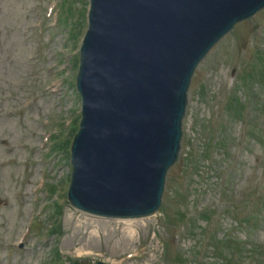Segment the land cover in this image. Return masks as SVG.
<instances>
[{
  "label": "rangeland",
  "instance_id": "obj_1",
  "mask_svg": "<svg viewBox=\"0 0 264 264\" xmlns=\"http://www.w3.org/2000/svg\"><path fill=\"white\" fill-rule=\"evenodd\" d=\"M47 1L0 0V137L8 138L15 146L20 142L23 144L26 142L27 145L24 148L21 146L14 149L12 145H10L11 148H7L0 143V186L3 196L0 197L2 200L0 203V264H48L53 249L59 250L64 258L66 253L63 249L70 247L93 249L94 252L107 258L118 257L141 245L147 247L145 254L128 260L124 264H180L178 254L188 253L191 244H195L200 235L190 237L183 234L180 222L175 221L177 218L174 217L178 208L193 217L206 209L220 212L224 208L225 201L221 197L223 176L219 174L224 170L232 169L228 173L227 187L230 191V199L227 201L238 209L242 208L243 203L253 200L255 193L260 190L259 180L263 182L262 176L257 172L260 170L256 171V169H264V164H259L255 160L259 152H264V111L261 118V114L255 118V124L259 126L258 139L246 136L241 146L242 127L238 120L230 118L226 108V102L230 96L243 97L242 91L235 87L236 80L232 85L233 70L238 72L244 61L249 58L248 51L255 37L260 38L258 31L252 29L251 23L242 25L235 34L236 40L238 39L236 45L234 38L222 42L220 48L208 56L197 69L188 97L180 159L167 176L163 195L167 221L164 220L162 212L157 213L156 217L152 216L141 221L134 239L129 241L126 240L121 225H115L113 222L111 225L105 224L102 222L105 219L98 216L93 218L98 222L90 225L91 217H85L88 215L76 211L65 201L62 209L60 208L61 216L56 221L60 225L58 234L49 235L47 231V228L54 224L55 207L50 206L34 218L38 229L28 234L26 244L21 248L13 247L15 250L6 249L11 239H15L21 233L24 223L29 218L28 213L22 216L24 219L22 228L17 219H14L18 214V203L12 198V189L21 186L28 190V186L31 187L39 178L40 166L32 160L24 162L23 159L35 156L37 145L35 133L41 126V120L49 117L46 115L36 119L37 114L40 115L43 111L42 107L32 106L28 110H21L23 100L30 96H37L33 103H39L38 100L42 98L43 103H47L43 106L50 105L48 108L51 111L50 114L60 112L66 117L72 115L70 105L71 110L73 107L78 108L77 99L68 98L66 102L58 104V94H44L39 84L41 72L47 71L46 64L58 60L53 56L55 52L65 47L66 41V36L59 30L41 33L39 29L34 28L37 19H42ZM66 7L67 1L62 9L65 10ZM73 14V8L69 7L67 17L63 18V21L68 23ZM262 18L264 14L256 20V23ZM52 33L57 34L51 38ZM74 40L75 35H71V41L74 42ZM38 51L43 58L40 61H37ZM29 55L35 57L32 58L31 67H26ZM33 70L36 73L30 77ZM37 82L39 88L34 89ZM10 85L14 87L16 85L17 88H12ZM10 111L13 115L6 117V113ZM220 135L231 138L225 149L210 145L206 148L209 140ZM206 150L211 156L209 159L203 156ZM230 152L231 155L228 156ZM189 154L192 155V163L190 164V159L186 164L184 157ZM10 158L15 160L3 162ZM42 167L48 171L46 181L50 184L59 185L69 175L68 166L57 169L54 165L50 167V163L47 162ZM34 175L33 182H30ZM261 191H264V184ZM39 202L40 200L36 205L33 204L36 211L34 215L38 212ZM215 217L218 218V215L216 214ZM220 220L222 222L220 228L214 222H211L210 226L207 225L206 231L209 235L215 231H218L220 235L223 228L234 225L235 219L221 216ZM197 226L202 227L204 224L197 223ZM198 227H194L193 231L196 232ZM239 234L240 238H246L243 232ZM250 238L254 241L264 240V225L252 232ZM74 241L76 245L73 244ZM151 249L155 250L154 254L150 252ZM163 250L168 253L166 256ZM76 254L77 251H74L70 256L74 257ZM210 255L211 252L204 257L206 264H214ZM96 257L97 255L81 256L80 259L83 260V264H95ZM214 259L217 260L216 264H221L216 256Z\"/></svg>",
  "mask_w": 264,
  "mask_h": 264
},
{
  "label": "water",
  "instance_id": "obj_2",
  "mask_svg": "<svg viewBox=\"0 0 264 264\" xmlns=\"http://www.w3.org/2000/svg\"><path fill=\"white\" fill-rule=\"evenodd\" d=\"M111 20L115 21L118 25L116 27L108 21L107 28H112L113 30L116 28L123 29L125 27H130L133 23V21H131V17H125L121 15H118L115 19ZM101 22L102 24L106 23V21L103 20ZM178 54L180 60L184 61V56L189 53L183 51V53L178 52ZM142 70V66L136 69L127 81L128 87L125 90L124 88L121 89L119 94L115 95L114 98L112 97L116 101L120 100L123 102V104H121L123 105V119L117 125V130L119 132V129H121L122 135L125 138H128L127 140H121L119 143H117L115 157L132 154L131 159L136 160L143 155L142 159L150 160L151 157H145V153L152 149H158L160 145L159 153L168 154L177 150V142L176 144L172 143V145L166 146L165 144H162L164 138L159 140H149L150 138H144L150 137L152 135L149 133L151 131L149 130L150 128H154L156 135L162 136L166 133L167 128L172 125V123L176 121L179 122V119L177 120L176 116L179 114V112H181L182 109V93L184 88L180 87L177 82L183 78L178 80L176 79L177 77H173L171 80L166 79L165 83L146 85L145 80L141 76ZM126 80L124 82L125 84ZM163 85H165L167 91L159 92L160 87ZM119 95L121 97H118ZM181 100L182 104L180 103ZM173 117L175 118L172 119ZM139 118L148 120V124H139ZM150 167L151 166L147 168ZM141 173L143 175V185L146 186L149 183V180L146 178V173L143 170ZM82 194L87 195L86 198H89L94 206L108 203L104 201L105 199L111 202L115 198L120 197H124V201H126V203L131 208H140L150 205V203L141 196L137 186L129 187L125 192L120 191L115 196H107L102 187L92 185L87 187L86 190L82 192ZM99 199H102V201H99ZM87 206L88 205H82V208L89 210V207ZM92 209L98 213L103 210L102 208Z\"/></svg>",
  "mask_w": 264,
  "mask_h": 264
},
{
  "label": "bare ground",
  "instance_id": "obj_3",
  "mask_svg": "<svg viewBox=\"0 0 264 264\" xmlns=\"http://www.w3.org/2000/svg\"><path fill=\"white\" fill-rule=\"evenodd\" d=\"M117 220V219H116ZM140 220L141 219H128V220H117V221H113V224H118V225H121L122 227V230H123V234L125 235V238L126 240H132L133 239V236L135 234V231H136V227L138 225H140ZM119 221H123V222H119ZM94 222H98L97 220L95 219H92L91 222H90V225ZM103 223L105 224H108V225H111L112 221L110 220H105V221H102ZM93 225V224H92ZM96 229V228H95ZM76 241H74L73 244H75Z\"/></svg>",
  "mask_w": 264,
  "mask_h": 264
}]
</instances>
